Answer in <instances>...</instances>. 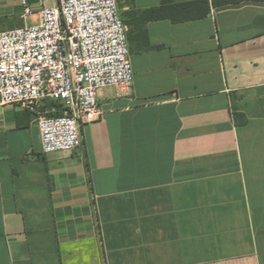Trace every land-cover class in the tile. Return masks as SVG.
Masks as SVG:
<instances>
[{
    "label": "crops",
    "instance_id": "0c3cea01",
    "mask_svg": "<svg viewBox=\"0 0 264 264\" xmlns=\"http://www.w3.org/2000/svg\"><path fill=\"white\" fill-rule=\"evenodd\" d=\"M0 0V31L57 0ZM133 91L72 152L0 105V264H264V0H131ZM43 103L41 112L49 109Z\"/></svg>",
    "mask_w": 264,
    "mask_h": 264
},
{
    "label": "built area",
    "instance_id": "2783aa9c",
    "mask_svg": "<svg viewBox=\"0 0 264 264\" xmlns=\"http://www.w3.org/2000/svg\"><path fill=\"white\" fill-rule=\"evenodd\" d=\"M131 0H57L38 23L0 31V105L36 114L41 152H72L80 129L101 118L98 90L133 91L127 28L118 6ZM23 17L31 15L22 0ZM57 102L41 112L44 102Z\"/></svg>",
    "mask_w": 264,
    "mask_h": 264
},
{
    "label": "rangeland",
    "instance_id": "374dc122",
    "mask_svg": "<svg viewBox=\"0 0 264 264\" xmlns=\"http://www.w3.org/2000/svg\"><path fill=\"white\" fill-rule=\"evenodd\" d=\"M46 106H47L49 109L55 108L56 111L59 109V104H58V103L47 102V103H46Z\"/></svg>",
    "mask_w": 264,
    "mask_h": 264
},
{
    "label": "trees",
    "instance_id": "16d2710c",
    "mask_svg": "<svg viewBox=\"0 0 264 264\" xmlns=\"http://www.w3.org/2000/svg\"><path fill=\"white\" fill-rule=\"evenodd\" d=\"M52 103H57V102H52ZM59 111H61V105L60 104H59V109L57 110V114L59 113Z\"/></svg>",
    "mask_w": 264,
    "mask_h": 264
}]
</instances>
